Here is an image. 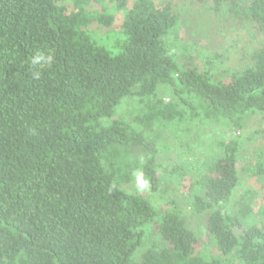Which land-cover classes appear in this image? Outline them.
Returning <instances> with one entry per match:
<instances>
[{
	"label": "trees",
	"instance_id": "16d2710c",
	"mask_svg": "<svg viewBox=\"0 0 264 264\" xmlns=\"http://www.w3.org/2000/svg\"><path fill=\"white\" fill-rule=\"evenodd\" d=\"M201 3L213 29L260 41L223 77L177 52L176 0H0V264H264V149L239 159L245 118L264 113V0ZM202 118L227 129L218 153L169 171L206 214L196 230L142 190L162 132ZM240 169L251 186L231 205Z\"/></svg>",
	"mask_w": 264,
	"mask_h": 264
},
{
	"label": "rangeland",
	"instance_id": "374dc122",
	"mask_svg": "<svg viewBox=\"0 0 264 264\" xmlns=\"http://www.w3.org/2000/svg\"><path fill=\"white\" fill-rule=\"evenodd\" d=\"M176 1L184 15L183 24L179 28L177 42L174 45L181 56L190 57L193 64L200 66H205L206 58L212 57L214 78L228 75L250 62L249 52L259 48L260 41H252L247 30L213 29V21L211 22L210 18L203 14L204 6L201 0ZM184 47H186L185 50ZM169 91L164 85L159 87V92L165 101L171 98L168 95ZM129 105V103H123L120 108L116 109V114L127 113L130 110ZM227 134L224 125L204 118L164 130L161 139L157 141L159 150L157 161L160 164L157 169L160 174L159 180L153 190L144 189L142 193L148 197L156 209H163L167 201L174 200L187 217L191 227L196 230L205 228L206 214L193 213L190 207V197L185 193L181 177L176 173L171 175L169 171L176 165L183 169L189 166L195 169L206 158L218 153L219 148L215 142L217 139L225 138ZM239 141L242 147L239 159L242 166H245L252 162L251 158L255 155V151L264 149V113L257 111L247 115ZM239 177L240 184L234 191L231 205L238 199L245 187L251 186L246 170L240 169ZM141 182L139 172L136 171L132 179L123 183V186L125 189L136 192L140 185L142 186ZM262 184L264 188V179ZM208 243V240L203 241L204 246Z\"/></svg>",
	"mask_w": 264,
	"mask_h": 264
}]
</instances>
